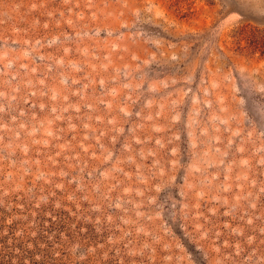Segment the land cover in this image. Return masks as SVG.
<instances>
[{"label":"rangeland","instance_id":"1","mask_svg":"<svg viewBox=\"0 0 264 264\" xmlns=\"http://www.w3.org/2000/svg\"><path fill=\"white\" fill-rule=\"evenodd\" d=\"M0 264H264V0H0Z\"/></svg>","mask_w":264,"mask_h":264}]
</instances>
